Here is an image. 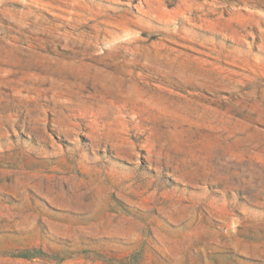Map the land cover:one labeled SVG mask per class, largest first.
<instances>
[{
    "label": "rangeland",
    "instance_id": "1",
    "mask_svg": "<svg viewBox=\"0 0 264 264\" xmlns=\"http://www.w3.org/2000/svg\"><path fill=\"white\" fill-rule=\"evenodd\" d=\"M0 264H264V0H0Z\"/></svg>",
    "mask_w": 264,
    "mask_h": 264
}]
</instances>
